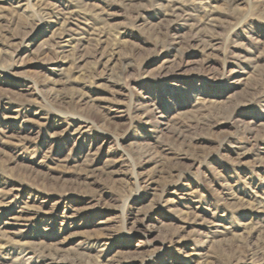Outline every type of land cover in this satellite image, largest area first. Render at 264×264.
Segmentation results:
<instances>
[{"label":"rangeland","instance_id":"374dc122","mask_svg":"<svg viewBox=\"0 0 264 264\" xmlns=\"http://www.w3.org/2000/svg\"><path fill=\"white\" fill-rule=\"evenodd\" d=\"M14 263L264 264V0H0Z\"/></svg>","mask_w":264,"mask_h":264},{"label":"bare ground","instance_id":"6f19581e","mask_svg":"<svg viewBox=\"0 0 264 264\" xmlns=\"http://www.w3.org/2000/svg\"><path fill=\"white\" fill-rule=\"evenodd\" d=\"M175 10V9H174ZM187 11V10H186ZM199 13V12H198ZM201 13V12H200ZM65 16H67V15H65ZM181 16H182V14H181ZM211 17H212V15H211ZM167 18V17H166ZM183 19H185V18H183ZM207 19H209V18H207ZM213 20V18H211V19H209V21H212ZM189 21V20H188ZM74 23V22H73ZM174 24V23H173ZM210 24V23H209ZM201 25V24H200ZM97 32H98V30H97ZM95 37V36H94ZM199 40V39H198ZM197 41V40H196ZM174 44V43H173ZM213 46V45H212ZM100 52V51H99ZM78 53V52H77ZM76 53V54H77ZM100 54V53H99ZM79 96V95H78ZM84 98V97H83ZM80 101V100H79ZM182 128V127H181ZM180 131H181V129H180ZM181 133L182 132H179L178 131V133H177V135H181ZM186 134V133H185ZM173 135H174V133H173ZM184 136V135H183ZM179 137V136H178ZM186 143V142H185ZM183 145H185V144H183ZM87 168V167H86ZM15 264V263H14Z\"/></svg>","mask_w":264,"mask_h":264}]
</instances>
